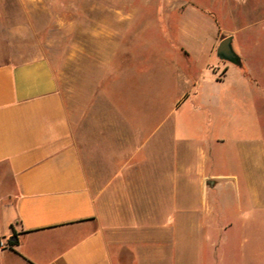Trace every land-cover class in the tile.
<instances>
[{
    "label": "crops",
    "instance_id": "crops-1",
    "mask_svg": "<svg viewBox=\"0 0 264 264\" xmlns=\"http://www.w3.org/2000/svg\"><path fill=\"white\" fill-rule=\"evenodd\" d=\"M249 1L169 10L167 122L112 90L106 54L103 88L66 99L29 27L0 29V264H264V0ZM226 36L238 64L216 54Z\"/></svg>",
    "mask_w": 264,
    "mask_h": 264
},
{
    "label": "rangeland",
    "instance_id": "rangeland-1",
    "mask_svg": "<svg viewBox=\"0 0 264 264\" xmlns=\"http://www.w3.org/2000/svg\"><path fill=\"white\" fill-rule=\"evenodd\" d=\"M204 2L211 4V0ZM183 3L184 0H0V29L18 24L29 27L32 40L59 75L66 99L74 89L103 88L106 54L115 64L112 90L118 94L125 91L129 102L132 92L137 91L143 115L146 117L151 109L158 110L159 119L167 122L171 99L163 97V88L171 74L163 67L159 49L169 42L167 29L175 27L174 19L168 18L169 10L177 14ZM261 4V0L249 1L242 8L243 14H253V7ZM172 39L181 40L176 29Z\"/></svg>",
    "mask_w": 264,
    "mask_h": 264
},
{
    "label": "water",
    "instance_id": "water-1",
    "mask_svg": "<svg viewBox=\"0 0 264 264\" xmlns=\"http://www.w3.org/2000/svg\"><path fill=\"white\" fill-rule=\"evenodd\" d=\"M230 41H231L230 36H226L222 38L216 47V54L218 55L219 58L238 64L239 57L233 51Z\"/></svg>",
    "mask_w": 264,
    "mask_h": 264
},
{
    "label": "built area",
    "instance_id": "built-area-1",
    "mask_svg": "<svg viewBox=\"0 0 264 264\" xmlns=\"http://www.w3.org/2000/svg\"><path fill=\"white\" fill-rule=\"evenodd\" d=\"M0 245L5 246L6 245L5 241H0Z\"/></svg>",
    "mask_w": 264,
    "mask_h": 264
},
{
    "label": "trees",
    "instance_id": "trees-1",
    "mask_svg": "<svg viewBox=\"0 0 264 264\" xmlns=\"http://www.w3.org/2000/svg\"><path fill=\"white\" fill-rule=\"evenodd\" d=\"M9 243H12V241H9Z\"/></svg>",
    "mask_w": 264,
    "mask_h": 264
}]
</instances>
